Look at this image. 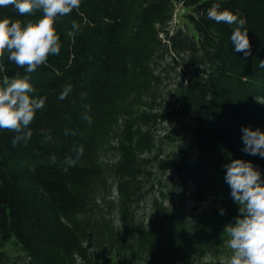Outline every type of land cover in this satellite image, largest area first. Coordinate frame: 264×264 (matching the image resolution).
I'll return each instance as SVG.
<instances>
[{
  "label": "trees",
  "instance_id": "trees-1",
  "mask_svg": "<svg viewBox=\"0 0 264 264\" xmlns=\"http://www.w3.org/2000/svg\"><path fill=\"white\" fill-rule=\"evenodd\" d=\"M176 3L188 11L170 30ZM213 4L245 19L251 55L235 51L234 25L208 18ZM42 15L0 7V19L22 24ZM54 27L60 53L29 74L31 95L46 97L30 140L13 146L15 133L0 129V246L14 239L23 264H228L224 228L240 213L224 165L250 161L264 180V158L242 151L241 132H264V0H81ZM0 63V81L25 75L7 53ZM158 126L170 141L189 133L194 159L159 158ZM107 148L114 163L102 160ZM109 179L116 224L93 213ZM163 183L178 186V201H166ZM148 195L152 214L139 224ZM208 196L219 206L199 209ZM93 239L109 254L90 256Z\"/></svg>",
  "mask_w": 264,
  "mask_h": 264
},
{
  "label": "clouds",
  "instance_id": "clouds-1",
  "mask_svg": "<svg viewBox=\"0 0 264 264\" xmlns=\"http://www.w3.org/2000/svg\"><path fill=\"white\" fill-rule=\"evenodd\" d=\"M81 0H0V7L12 6L21 16L42 11L43 15L35 22L22 24L19 20L0 19V62L7 53V59L25 69V75L5 76L0 81V129L15 133L12 144L21 142L27 145L32 136L29 126L38 110L42 109L46 97L34 98L35 92L30 83V75L44 65L50 55H58L61 49L60 38L54 27L58 16L69 15L80 7ZM220 4H213L208 12L209 19L217 23L235 26L231 42L236 52L251 55V45L244 18L231 11L220 10ZM79 25L73 22V29ZM0 63V68H2ZM259 68L264 69V60ZM71 91L68 85L59 96L63 100ZM89 122H91L90 118ZM242 151L249 155L264 158V132L242 127ZM83 148L79 149L82 154ZM227 169L225 181L231 188V196L239 205V215L235 223L225 225L224 232L229 236L228 247L232 255L228 264H264V180L253 164L242 159H234L224 165ZM223 214V209H221Z\"/></svg>",
  "mask_w": 264,
  "mask_h": 264
},
{
  "label": "rangeland",
  "instance_id": "rangeland-1",
  "mask_svg": "<svg viewBox=\"0 0 264 264\" xmlns=\"http://www.w3.org/2000/svg\"><path fill=\"white\" fill-rule=\"evenodd\" d=\"M188 11V9H183V6L179 3H176L174 6L173 16L171 21L169 22V29L174 30L177 28L183 20L182 13ZM174 77V75H171ZM156 135V148L153 149L154 153H159V158H173L178 159L181 155L188 156L189 159H194L195 155V144L191 140L189 133L184 136L183 139H179L176 136L177 140H169L164 135L167 132V129L164 126H158L155 130ZM174 135V134H173ZM182 137V136H181ZM148 152L143 153L142 156H147ZM102 160L104 163H114L117 160L118 153L114 148L103 149ZM155 173L160 174L158 171L154 170ZM167 176V174H166ZM156 177V174L154 175ZM164 180V177H161ZM156 179V178H154ZM109 187L98 191L95 198V217L96 220H110L113 224L117 223V192L114 184H112L111 179L108 181ZM111 183V184H110ZM163 190L167 196L166 201H178V193L179 188L176 184H164ZM150 198L151 196H147L143 199L139 205L135 208V217L139 224L147 223L151 216V208H150ZM189 205H193V202L189 200L187 202ZM214 204L215 206H219L218 203L214 202L213 196H208L204 199L199 205V209L207 208L209 205ZM87 246L88 252L90 256L95 258H101L105 255L109 254V247L107 244L103 242H97L96 240H89L85 243ZM0 251L2 254L7 255L8 264H23V254L16 245L14 239L9 240L3 246H0ZM210 255H205L202 259L208 260Z\"/></svg>",
  "mask_w": 264,
  "mask_h": 264
}]
</instances>
